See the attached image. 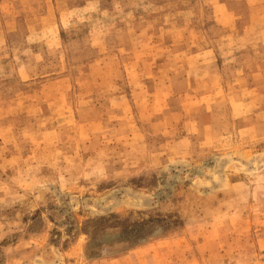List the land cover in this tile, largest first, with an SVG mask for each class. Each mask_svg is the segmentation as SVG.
Wrapping results in <instances>:
<instances>
[{
	"label": "rangeland",
	"instance_id": "rangeland-1",
	"mask_svg": "<svg viewBox=\"0 0 264 264\" xmlns=\"http://www.w3.org/2000/svg\"><path fill=\"white\" fill-rule=\"evenodd\" d=\"M0 264H264V0H0Z\"/></svg>",
	"mask_w": 264,
	"mask_h": 264
}]
</instances>
